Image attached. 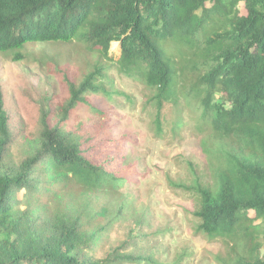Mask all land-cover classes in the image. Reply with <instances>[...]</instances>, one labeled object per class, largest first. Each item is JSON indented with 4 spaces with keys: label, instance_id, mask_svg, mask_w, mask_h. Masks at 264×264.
Masks as SVG:
<instances>
[{
    "label": "trees",
    "instance_id": "trees-1",
    "mask_svg": "<svg viewBox=\"0 0 264 264\" xmlns=\"http://www.w3.org/2000/svg\"><path fill=\"white\" fill-rule=\"evenodd\" d=\"M42 41H76L95 57L78 80L61 72L63 101H36L30 135L11 126L0 85V264H164L141 244L146 213L121 192L134 176L123 165L139 159L119 153L122 137L90 144L68 129L75 109L101 113L90 95L120 94L111 69L143 85L158 131L167 103L209 126L208 177L188 163L191 176L166 179L191 195L195 231L222 241L216 264H264V0H0V54L23 60Z\"/></svg>",
    "mask_w": 264,
    "mask_h": 264
},
{
    "label": "rangeland",
    "instance_id": "rangeland-1",
    "mask_svg": "<svg viewBox=\"0 0 264 264\" xmlns=\"http://www.w3.org/2000/svg\"><path fill=\"white\" fill-rule=\"evenodd\" d=\"M24 53L26 58L23 60H12L0 54V85L11 126L21 135H30L37 125L36 101L51 94L55 101H63L67 90L61 72L68 69L70 78L78 80L88 70L87 61L94 60L95 55L88 53L76 41L71 44L31 42L26 44ZM108 53L117 59L119 43H111ZM108 73L111 89L120 94L112 93L110 97L90 95L88 102L101 113L88 105L75 109L71 122L68 121V129L73 126L86 133L90 144L102 142L103 145L107 138L105 134L110 138L122 137L125 141L119 153L134 154L139 159L138 163L134 160L123 165L134 176L132 184L121 192L127 194L137 214L146 213L148 222L144 232L147 242L141 243L145 244L146 251L156 255L164 264H216L214 255L222 249V241L211 240L195 231L191 195L182 188L172 187L166 179L168 175L179 182L181 178L191 176L188 163L194 169L196 167L198 175L208 177V160L202 150L201 139L210 133L209 126L201 128L197 111L194 113L183 103L176 108L181 110V120L180 125L175 124L178 127L174 130L178 110L167 103L162 109L158 131L149 114L152 109L144 105L146 90L143 85L115 69ZM220 95L217 93L215 99ZM125 97L133 98L134 103ZM180 101H183L181 97ZM21 194L19 192L18 196ZM108 198L107 195H99L97 205H105ZM109 203L115 208L118 201L113 199ZM250 215L254 213L251 211ZM123 225L118 221L113 226L111 242L115 243L122 237Z\"/></svg>",
    "mask_w": 264,
    "mask_h": 264
}]
</instances>
